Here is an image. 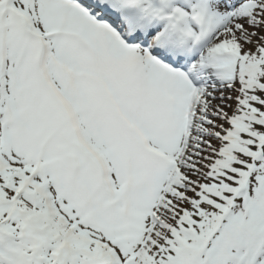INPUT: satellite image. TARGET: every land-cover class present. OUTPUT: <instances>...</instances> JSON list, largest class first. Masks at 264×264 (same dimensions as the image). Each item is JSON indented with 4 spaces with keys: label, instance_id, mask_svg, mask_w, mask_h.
<instances>
[{
    "label": "snow or ice",
    "instance_id": "snow-or-ice-1",
    "mask_svg": "<svg viewBox=\"0 0 264 264\" xmlns=\"http://www.w3.org/2000/svg\"><path fill=\"white\" fill-rule=\"evenodd\" d=\"M0 264H264V0H0Z\"/></svg>",
    "mask_w": 264,
    "mask_h": 264
}]
</instances>
